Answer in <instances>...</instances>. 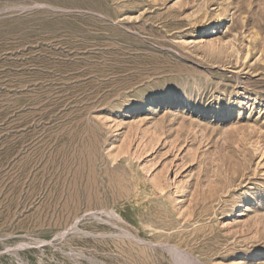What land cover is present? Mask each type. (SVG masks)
I'll list each match as a JSON object with an SVG mask.
<instances>
[{"label":"rangeland","instance_id":"obj_1","mask_svg":"<svg viewBox=\"0 0 264 264\" xmlns=\"http://www.w3.org/2000/svg\"><path fill=\"white\" fill-rule=\"evenodd\" d=\"M185 254L264 264V0H0V264Z\"/></svg>","mask_w":264,"mask_h":264},{"label":"bare ground","instance_id":"obj_2","mask_svg":"<svg viewBox=\"0 0 264 264\" xmlns=\"http://www.w3.org/2000/svg\"><path fill=\"white\" fill-rule=\"evenodd\" d=\"M113 214V213H112ZM65 232V231H64ZM174 248V247H173ZM171 249V248H170ZM177 249V248H176ZM176 249L175 250H173V251H176ZM178 250V249H177ZM183 252V251H182ZM178 253H179V251H178ZM184 254V253H183ZM179 255H180V253H179ZM178 255V256H179ZM186 255V254H185ZM180 257V256H179ZM184 259H186V264H198L193 258H191V257H189V256H185V258ZM181 261H183V260H181ZM178 263H180V262H178ZM182 263V262H181ZM183 263H184V261H183Z\"/></svg>","mask_w":264,"mask_h":264}]
</instances>
